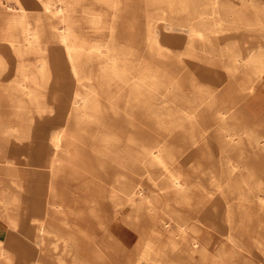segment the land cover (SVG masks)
Wrapping results in <instances>:
<instances>
[{
    "label": "bare ground",
    "instance_id": "6f19581e",
    "mask_svg": "<svg viewBox=\"0 0 264 264\" xmlns=\"http://www.w3.org/2000/svg\"><path fill=\"white\" fill-rule=\"evenodd\" d=\"M132 1L149 8L144 39L152 48L167 49L152 36L161 21L188 28V41L175 36L180 52L163 55L183 69L195 62L200 73L212 65L208 76L224 82L220 91L200 84L194 74L189 79L192 89L184 91L175 76L143 57L136 34L128 32V25L121 26ZM32 2L41 4L58 41L56 50L65 56L75 84L65 119L73 115L81 123H95L93 149L100 164L113 165L117 175L109 189L97 186L85 201L73 196L71 203H64V197L53 192L59 176L56 151L68 136L65 125L60 126L49 139L50 155L43 147L37 150L36 157L47 161L37 176L51 198H60L47 204L57 213L67 206L64 210L74 219L63 218V228L51 213L38 215L28 233L38 242L28 245V235L19 245L21 257H33L31 264L47 263L44 257L55 264H264V0H0V87L9 84L2 90L19 120L2 128L20 145L31 141V114L48 111L42 90L54 82L53 62L40 42L42 16L26 8ZM220 34L234 36L222 43L211 39ZM194 52L200 56L194 58ZM138 110L183 144L166 139L142 145L134 137L119 139L107 113H123L129 120ZM215 143L214 162L208 154L200 155L211 160L205 171L199 170L203 165L193 160V151L178 159L183 145L199 144L201 150ZM4 162L12 164L10 159ZM181 162L194 175L178 170ZM202 177L212 188L204 187ZM16 193L0 189L3 211L19 206ZM205 199L218 208L216 215L225 228L221 240L203 227L209 217ZM105 201L112 208L111 217ZM176 204L190 211L180 212ZM30 209L44 212L36 202ZM80 209L88 211L110 240L113 262L102 249L90 254L81 245V237L87 241L93 235L75 224ZM132 215L135 222L129 221ZM6 221L10 227L17 224L11 216ZM13 237L0 240V264L11 263L7 243H15Z\"/></svg>",
    "mask_w": 264,
    "mask_h": 264
},
{
    "label": "rangeland",
    "instance_id": "374dc122",
    "mask_svg": "<svg viewBox=\"0 0 264 264\" xmlns=\"http://www.w3.org/2000/svg\"><path fill=\"white\" fill-rule=\"evenodd\" d=\"M41 7V4L38 2H32L31 4L26 5L27 9H31L34 13H40L42 16V25H44V29L40 34V42L45 48L46 56L50 57V60L53 62L52 68L54 71L52 73V78L54 79V82L51 88H44L42 90L43 95H45L44 98L49 101L48 111L43 114L33 113L31 114V119L28 120V122H30L28 132L30 133L29 137L31 141L27 144H18L15 139L16 136H14L12 132L9 133L8 131H3V124H15L19 120L16 119L12 111L9 109V99L2 90L3 87L8 86L9 84H1L2 88L0 87V189L6 188L17 192L16 202L20 203L19 206H13L11 208L7 207L8 210L6 211L2 210L4 207L0 203V222L2 226V235L0 238L2 241H5L7 236H15L12 239L16 240L13 244L7 243L8 248L11 249L10 251L12 253V260L10 264H31L33 257H27L26 255L21 257V248L19 245L26 242L27 236L30 235L28 238L30 244L28 245L35 247V243L38 242V240L34 238L32 233H28L31 232V226L34 227L33 222L35 221L34 219H37L38 215H41L42 217L46 212H49V214L51 213L50 217L52 219L55 218L54 221L56 224L61 225L63 228V218L66 217L68 220L73 222L74 217H71L73 215H70L67 210H64L67 206L63 207L61 211L65 214H60L61 212L57 213L51 205L47 204L48 201L58 202L60 198L57 196H53L51 198L47 191L44 190V185L40 180H38L37 176V172L43 168L45 164H47V161L44 159L45 157L42 159H38L36 157L37 150L43 147L46 154L50 155L53 148L48 146L49 139L54 136L60 126L65 125L68 131V136L63 139L60 147H58L56 151L57 156L59 157V176L54 179L53 192L58 195L61 194L62 197H64L62 199L64 203H71L74 199H77L80 203L85 201L89 192H96L97 186H99L98 188H101L102 185H106V188L109 189V187H111L114 183L113 178L117 175L115 174L117 169L113 167V165L102 166L100 164L98 155L93 149L95 143L93 138L95 123H81L77 121L73 115L65 119L64 113L71 105V93L75 84H73L72 75L66 70L65 56L56 50L58 41L52 37L48 20L44 17ZM145 9L149 13V8H146L144 3L138 5L134 4L132 1L128 12L124 13V16L122 17L123 24H121L123 28L127 25L129 26L128 32L130 34H136L135 39L138 42L143 57L148 61H151L153 64L161 66V68H165L170 75L175 76L184 91H190L192 89V86L189 83L191 74L195 75L200 84L210 85L211 87H215L217 91H220L221 85L224 82L221 84V79H214L208 76V68L212 65L207 66L206 70L200 73V71L197 70L199 66L196 67L195 62L190 61L186 64L187 68L183 69L172 58L170 59L164 56L167 55L169 57L170 53L173 54V52H180L182 45L179 44L181 42H176L175 36H180L182 38L181 41L189 40L190 33L186 26H183L180 23H173L170 25L168 21H161L160 24L154 26L152 36L161 44L163 43L167 49L163 48L159 51L157 46L153 48L149 46V43L144 39L146 27L148 25V17H146ZM52 22L55 23V20H52ZM169 35H171V40L168 38ZM233 36L234 35L231 34H220L213 35L211 39H216L214 41H220L222 43L231 39ZM245 40L250 41L251 39ZM160 52L164 55L160 56ZM193 55L194 58H198L200 53L194 52ZM10 58L12 62L13 57ZM212 60L215 59L213 58ZM215 65H218V63ZM4 81L2 82L4 83ZM107 114L109 120L112 119L110 122L114 124L117 129L116 131L118 132V136L120 137L119 139L122 141L126 140L128 137H134L139 139L142 145L150 144L155 140L166 139H170L177 144L179 142H181L180 144H183L180 139L175 138L174 136L169 137L165 132L158 130L153 120L147 118L146 115L139 110L134 112L129 120H127L126 115L123 113L114 114L109 111ZM213 140H215V138ZM197 145L181 146V152L177 153L178 159L181 160L182 157L187 155L190 151H193V160L199 159L203 165V167L199 168V170L204 169L203 171H205L207 169L206 167H208L207 165H209L208 161L211 160H204L200 157V155L203 153L208 154L211 157L212 162H214L218 147L215 143V145L210 144L207 149L201 148L200 150ZM21 154L27 158L24 160L22 156L20 157ZM5 159H10L12 164H6L4 162ZM177 168L189 175H194L193 169L187 167L184 162L178 163ZM152 169H154L156 175L160 174L158 167L153 166ZM207 179L208 178L206 177H202L201 182H204V187L212 188ZM262 179L264 182V177ZM38 183L40 184V189H42L40 191L38 190ZM146 183L148 184V182ZM197 191L199 192V190ZM76 192H78V194H76ZM73 193L75 194L72 195ZM73 196L76 198H71ZM32 202L38 203V206L41 208L39 211L44 212H42V214H37L35 211L31 210L30 208L33 204ZM106 202L108 201L104 202L103 207L106 210V213L111 217L112 208ZM204 202L207 211H209V217H207L208 225L203 227H205L207 234L216 235V237L221 240V234L225 232V228L221 225V216L216 215L218 208L209 204L210 201H208V199H205ZM176 207L180 212H184L186 214L190 211L188 206L183 207L181 205H177ZM59 210H61V208ZM79 213L81 218H79L78 224L76 223L77 220H75V224L81 229L84 228L89 230L88 232H91V235H93V238L87 241L83 240L81 237V245H85L84 249L86 253L95 254L102 249L113 262L115 257L109 247L110 240L103 237V231L98 228L95 219L89 215L87 210L80 209ZM7 216H11L17 220L15 227H10L8 225L6 221ZM120 216L121 214H119V217ZM135 220V216L133 215L129 218V221L135 222ZM72 227L76 228L74 225H72ZM129 228L133 229L130 226ZM22 246L23 245H21V247ZM24 247L27 249L26 246ZM17 253L19 254V259L16 257ZM44 260L47 263L42 262V264H50V262L55 264V260L51 257H44Z\"/></svg>",
    "mask_w": 264,
    "mask_h": 264
},
{
    "label": "crops",
    "instance_id": "0c3cea01",
    "mask_svg": "<svg viewBox=\"0 0 264 264\" xmlns=\"http://www.w3.org/2000/svg\"><path fill=\"white\" fill-rule=\"evenodd\" d=\"M1 228H2V226H1V222H0V237H1V233H2V230H1ZM0 240H2L1 238H0ZM6 240V239H5Z\"/></svg>",
    "mask_w": 264,
    "mask_h": 264
}]
</instances>
